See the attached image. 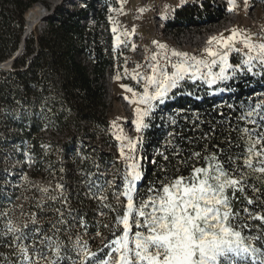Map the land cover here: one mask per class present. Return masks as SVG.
<instances>
[{
    "label": "snow or ice",
    "instance_id": "obj_1",
    "mask_svg": "<svg viewBox=\"0 0 264 264\" xmlns=\"http://www.w3.org/2000/svg\"><path fill=\"white\" fill-rule=\"evenodd\" d=\"M228 3V10L232 11L235 0ZM153 43L159 51L152 54L146 73L133 75L142 84V90L124 86L132 93L131 98H125L134 106L133 123L138 133L150 127L158 109L162 110L187 82L194 85L199 82L215 94L229 90V82L241 76L259 75L264 79V37L254 39L234 30L228 36L212 37L202 56L168 50L157 41ZM238 44L242 47H237ZM233 52L240 56L237 63L230 62ZM238 119L241 127L232 129L238 137L234 140L230 133L223 142L225 147L217 145L208 154L190 151L187 157L182 156L183 149L174 141L177 137L181 141L186 138L176 132L167 133L165 150L157 155L169 161L167 149L170 148L172 157L179 164L190 166L191 171L187 176H169L167 168L161 167L165 175L150 184L144 195L138 187L144 179L145 159L139 152L140 140L117 136L122 141L120 157L124 164L122 172L118 170L119 185L108 180L104 184L89 183L90 192L96 189L93 197L115 214L114 224L119 234L111 232L112 238L101 249L108 248V254L100 257L79 236L74 241L70 235L62 236L66 229L61 226L71 223L62 210H57L58 220L50 225L51 234L38 223L35 213L30 223L19 225H14L7 213H0V237L6 238L4 246L13 257H3V264H264V208L256 212L250 207H234L239 199L237 193L244 196L248 206L259 205L264 198V193L255 199L246 193L250 174L264 176V101L242 111ZM192 123L198 128L204 122L196 116ZM169 124L175 126L177 120L169 118ZM201 138L206 141L209 137L202 133ZM187 142L194 141L189 137ZM149 162L156 163L155 159ZM197 162H202V166H196ZM175 171L180 172L179 166ZM252 191L257 193L260 189L253 185ZM108 192L115 204L109 201ZM59 199L66 203L67 198ZM67 214L72 215L70 208ZM252 220L261 221L255 235L248 223ZM79 223L86 226L83 219Z\"/></svg>",
    "mask_w": 264,
    "mask_h": 264
},
{
    "label": "rangeland",
    "instance_id": "obj_2",
    "mask_svg": "<svg viewBox=\"0 0 264 264\" xmlns=\"http://www.w3.org/2000/svg\"><path fill=\"white\" fill-rule=\"evenodd\" d=\"M21 1L26 4L22 14L23 28L21 31L19 30L22 37L27 28L25 15L36 3H41L50 15L56 7L76 11L85 5L86 0ZM200 1L96 0L97 9L100 12L104 11L106 20L109 23L108 32L103 27L99 28L97 41L102 46L106 57L112 59L111 67L105 70L100 79L101 86L109 93L106 98H102V105L98 107L101 116L100 124L80 121L78 128L75 113L64 109V106L55 100V97L61 94L60 90H50L41 96V99H38L33 93L35 91L33 89L24 101L14 99L9 105L3 102L0 103V191H4L3 198L10 199L12 193L14 194L13 199H18L19 203L28 199L45 198L42 194L45 189V178L36 180V177H31L24 168L25 161L36 163L33 173L39 177L37 173L40 172L38 167V158H40V165L45 164L46 169L50 170L47 174L51 178L48 177V179L50 181L53 179V187L56 188L53 195L58 197L62 193L64 194V190H66V187H63L62 190L57 187V185H62L59 182L58 174L63 172H67L71 176L77 174L75 158L72 153L73 142H78L79 145L85 139L87 140V135H94V141L98 143L96 135H106L110 129H113L116 137L139 139L140 133L136 131L133 123L136 119L134 106L129 99L125 98H131L132 93L126 91L124 86L134 88L138 92L142 90V84H138L133 79V75L136 72L145 74L146 65L150 62L152 54L159 51L158 45L154 44L153 41L166 45L168 50L174 49L202 56L205 55V49L209 47L208 42L212 37L228 36L234 30L252 36L254 39L264 37V0H248L247 5L245 0H235L232 11L228 10L230 7L228 0H206L210 5V9L213 8V11L219 15L215 22L202 21L196 25H175L173 20L177 7L186 3L196 2L199 4ZM5 6L12 8L10 2H6ZM46 18L43 19L42 17L43 20L41 19L32 28L31 33L34 35L39 34L46 27ZM83 25L88 34L95 27L94 19L88 14L83 20ZM12 29L14 31L18 30L17 26ZM114 29L115 31H113ZM108 34L111 36V41H109ZM257 42L260 41L257 40ZM237 47H242V45L238 44ZM94 58L95 55L91 49H89V52L81 53L78 56V61L86 67L88 74H90V69L93 71ZM8 59L5 61L7 62ZM239 60L240 56L233 52L230 56V62L237 63ZM1 70L11 71L13 68L8 66ZM90 78L93 79L94 77ZM234 83V81H230V87ZM190 87L196 92L203 89L212 92V89H208L199 82L195 85L187 82L182 89L185 88V93H188ZM219 87H223V85ZM248 91L241 99V101L246 102L242 111L259 101H264V79L259 75L255 76L253 82L248 85ZM219 100L222 101L223 96L219 97ZM52 107L57 111L67 110V123L65 126L60 127L56 124L51 112ZM44 111L47 112L43 114ZM168 116L172 117L169 113ZM32 119H37L36 122L38 121L41 124L40 130L35 136L40 139L39 143L42 150L41 157L37 158L28 151V145L24 141L21 142L18 127L21 124L28 127L32 123ZM88 140L90 141V139ZM165 141L162 142L163 146H165ZM115 142L120 150L122 141L116 139ZM106 143L108 142L106 141ZM65 145L67 148H65ZM120 159L123 162L121 157ZM44 172L45 170L42 171V173ZM21 184H24V186H21ZM15 185L19 187L18 190H14ZM20 214L22 215L21 212Z\"/></svg>",
    "mask_w": 264,
    "mask_h": 264
},
{
    "label": "trees",
    "instance_id": "obj_3",
    "mask_svg": "<svg viewBox=\"0 0 264 264\" xmlns=\"http://www.w3.org/2000/svg\"><path fill=\"white\" fill-rule=\"evenodd\" d=\"M10 2L12 8L5 6ZM24 4L21 0H0V62L7 60L17 50L21 42L20 31L23 28L22 14ZM94 19L95 27L87 34L83 20L87 15ZM219 15L210 9L206 0L198 3H186L176 8L174 12L175 25H196L202 21L215 22ZM17 20V21H16ZM15 23V24H14ZM17 26V31L12 28ZM103 27L107 32L109 23L106 20L104 11L97 9L96 0H86L85 5L76 11L64 7H56L47 19L46 27L39 34L31 33L25 40L24 50L13 63L11 71L0 70V103L10 104L14 99L21 101L29 97L30 92L35 93L36 98L48 93L50 90H60L61 94L55 97V100L64 106V109L75 113L79 122H96L100 124L101 116L98 107L102 105V86L100 79L105 70L111 67L112 59L106 57L103 48L97 41L98 30ZM20 30V31H19ZM109 41L111 36L108 34ZM94 52L95 58L92 65L95 77L90 78L86 67L78 61L81 53ZM29 57V58H28ZM27 61V64H26ZM254 77H238L234 80L235 87L234 99H226L224 104L219 97L210 96L208 90L196 92L190 87L188 90L193 95H198L202 99L193 98L185 93V88L181 89L185 95H179L172 102L177 105L178 110L172 112V118L177 120V124L172 126L168 120H164L161 115L156 114L150 121V127L144 131V149L145 154L155 159V164H149L144 173L139 191L141 195L147 192L150 184L163 178L165 173L160 171L161 167L167 168V175L177 174L189 175L191 167L179 164L177 158L171 155V149H167L170 157L169 161H164L157 155L158 151H164L162 145L167 140V133L176 132L183 135L186 139L179 140L177 137L175 143L183 149L181 155L187 157L190 151H200L202 154H208L216 150V146L225 147L223 143L231 133L235 140L238 133L232 129L240 128L242 122L239 121L244 103L241 99L248 91V85L252 83ZM95 83V84H94ZM60 86V87H58ZM178 91V92H180ZM196 97V96H195ZM231 103L232 107L228 104ZM167 103L166 106H170ZM52 116L57 125L65 126L67 123V110L57 111L52 107ZM47 111H44L45 114ZM220 113H223L221 116ZM199 116L204 123L198 128L193 126L192 121ZM37 119H32V123L19 125L21 142L29 141L31 143L30 152L35 158L41 157L40 139L35 137L40 130V123ZM199 124V121H197ZM160 125V126H157ZM251 127V126H249ZM213 129L215 130L213 133ZM207 134L206 141L201 138V134ZM192 138L193 143L188 144L187 138ZM50 160V158H49ZM39 161V162H38ZM38 167L42 173L43 167L38 158ZM51 162V161H49ZM36 166V163H35ZM179 166L180 172L175 168ZM196 166H202V162H197ZM32 175H36L32 172ZM61 177V174H58ZM63 180V179H62ZM249 187L246 190L247 196L256 198L264 193V176L259 174H250L248 176ZM260 189V192L254 193L252 186ZM238 201L234 202L236 209L250 207L253 211H261L264 208V198L259 201V205L248 206L244 196L237 193ZM252 228V234L255 235L257 229L261 227V221H248Z\"/></svg>",
    "mask_w": 264,
    "mask_h": 264
},
{
    "label": "built area",
    "instance_id": "obj_4",
    "mask_svg": "<svg viewBox=\"0 0 264 264\" xmlns=\"http://www.w3.org/2000/svg\"><path fill=\"white\" fill-rule=\"evenodd\" d=\"M47 15L48 13L46 12V15L44 17L46 18L49 16ZM31 30L32 29L25 30L24 34L27 33L26 39L28 38L29 34H31ZM23 36L21 37V41ZM18 50L19 48L14 52V54L17 53ZM23 50L24 47L21 50L19 56L22 55ZM11 57H9V59ZM1 63L5 62H0V64ZM12 65L13 63L9 66L11 67ZM1 69L3 68L0 67V70ZM89 73L90 77H95L91 69ZM234 89L235 87L232 86L229 90L222 93L218 91L215 94H212V92L209 93L210 96H223V100L220 101L222 104H224L226 102V99L235 98V94L233 93L235 92ZM102 90V98L104 99V97L106 98L109 93L105 91L103 87ZM179 95H185V93L178 92L171 100L168 101V103H171L170 106H162V110L158 109L156 114L161 115L164 120L169 121V118L172 117H169L168 113L172 114V112L178 110L177 105H173L172 102ZM192 97L197 98L195 96ZM145 130L140 132V144L138 145L139 152L145 158L142 162L144 173L147 165L152 164L149 162L152 157H149L145 154L143 136ZM88 139H90V141ZM96 140L98 143H95L94 135H87V140L85 139L84 142L79 143V145L78 142H73L74 147L72 153L75 158L74 162L76 164L77 174L71 176L67 172H63L62 174L59 173L61 174V177H59V182H61L63 187H66V190H64V194H61V196L67 198L66 203L59 199L60 196H55L57 198L56 200L52 199L54 197L53 191L56 190V188L53 187V179H51L52 181L49 180L51 177H49L47 173L50 170L46 169V165L43 164L42 166L43 170H45V174H39V177H37V175H32V172L34 171L33 169L35 167L34 161L33 163L25 161L24 168L26 169V172L31 175V177H36V180H42L43 177L45 178V189L42 192L45 198H39L38 200L28 199L27 201L23 200L22 203H19L18 199H13V193L10 199H7L3 198L4 191H0V213H7L14 225H19L26 222L30 223L32 214L35 213L38 218V223L42 225L46 230H48L49 234H51L52 229L50 228V225L52 223H56L58 220L57 210H62L65 213L66 219L71 222L70 225L61 226L62 228L66 229L62 232V236L67 237L70 235L72 236L73 241L77 236H79L82 241L88 243L92 251L98 252L100 257H105L108 254L109 249L103 248V250H101L102 246L104 245L105 241L112 238L111 232H117V234H119V232L114 224L115 214L109 212L108 209L103 208L101 206V202L93 197V193L96 192V189L93 188L90 192L89 183L99 182L100 184H104L105 180H108L117 181V184L119 185V181L117 180L118 170L122 172L124 164L120 159V150L115 142L116 135L114 134L113 129H110V131H108L106 135H96ZM106 141L108 143H106ZM24 142L28 145V151L30 152L31 143L29 141ZM65 148H67L66 145ZM21 186H24V184H21ZM18 189L19 187L15 185L14 190ZM108 196L109 201L115 204L116 200L112 197L111 192H108ZM40 205H43L44 207L41 209L39 207ZM68 208L72 210L71 216H68L67 214ZM20 212L23 216L20 214ZM101 212H103L104 214L101 215ZM256 212H259V210H257ZM81 219L84 220L86 224L85 227H82L79 223ZM105 224L109 225V227H104ZM135 230L136 229L133 227L132 231L134 232ZM98 232L100 233V235H97ZM5 239L6 238L0 237V254H3V256H0V264H3V257L5 256L13 258L11 250L8 247L4 246ZM112 256L115 257L116 254L113 253Z\"/></svg>",
    "mask_w": 264,
    "mask_h": 264
},
{
    "label": "bare ground",
    "instance_id": "obj_5",
    "mask_svg": "<svg viewBox=\"0 0 264 264\" xmlns=\"http://www.w3.org/2000/svg\"><path fill=\"white\" fill-rule=\"evenodd\" d=\"M46 10L41 3H36L29 11L26 13V29H32L38 22L41 21L42 17L46 15ZM6 62V61H5ZM5 64V63H4ZM8 65H3L2 68L8 67Z\"/></svg>",
    "mask_w": 264,
    "mask_h": 264
},
{
    "label": "water",
    "instance_id": "obj_6",
    "mask_svg": "<svg viewBox=\"0 0 264 264\" xmlns=\"http://www.w3.org/2000/svg\"><path fill=\"white\" fill-rule=\"evenodd\" d=\"M43 19H45V17H43ZM26 37H27V33H25L24 36H23V38H22V41H21V44H20V46H19V50H18V52L15 53V54H13L12 57H11L7 62H5V64H4V63H1V64H0V67H1V68H2L3 65H8V64L10 65V64L14 63V61L18 58V56H19L21 50H22L23 47H24Z\"/></svg>",
    "mask_w": 264,
    "mask_h": 264
}]
</instances>
